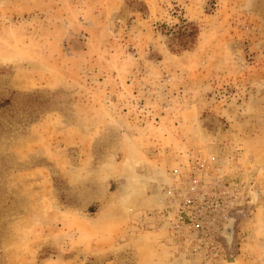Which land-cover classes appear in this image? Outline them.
<instances>
[{
  "label": "rangeland",
  "instance_id": "1",
  "mask_svg": "<svg viewBox=\"0 0 264 264\" xmlns=\"http://www.w3.org/2000/svg\"><path fill=\"white\" fill-rule=\"evenodd\" d=\"M0 264H264V0H0Z\"/></svg>",
  "mask_w": 264,
  "mask_h": 264
},
{
  "label": "trees",
  "instance_id": "2",
  "mask_svg": "<svg viewBox=\"0 0 264 264\" xmlns=\"http://www.w3.org/2000/svg\"><path fill=\"white\" fill-rule=\"evenodd\" d=\"M189 36H191V35H193V32L191 31V32H189V33H187ZM193 39H194V35L192 36V38L189 40V43L190 42H193ZM190 45H187V44H185V46H184V48H186V47H189Z\"/></svg>",
  "mask_w": 264,
  "mask_h": 264
},
{
  "label": "bare ground",
  "instance_id": "3",
  "mask_svg": "<svg viewBox=\"0 0 264 264\" xmlns=\"http://www.w3.org/2000/svg\"><path fill=\"white\" fill-rule=\"evenodd\" d=\"M230 227H229V225H227L226 227H225V233L227 234V232L229 233L230 232V229H229ZM227 238L229 239L230 238V233H229V235L227 236Z\"/></svg>",
  "mask_w": 264,
  "mask_h": 264
},
{
  "label": "water",
  "instance_id": "4",
  "mask_svg": "<svg viewBox=\"0 0 264 264\" xmlns=\"http://www.w3.org/2000/svg\"><path fill=\"white\" fill-rule=\"evenodd\" d=\"M227 225H229V227H230V228H229V229H230V232H229V233H230V238H231V233H232V225H231V223H229V224H227ZM229 233H228V235H229Z\"/></svg>",
  "mask_w": 264,
  "mask_h": 264
}]
</instances>
